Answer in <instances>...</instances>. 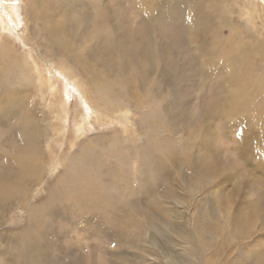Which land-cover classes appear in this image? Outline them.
I'll list each match as a JSON object with an SVG mask.
<instances>
[{
	"label": "rangeland",
	"instance_id": "1",
	"mask_svg": "<svg viewBox=\"0 0 264 264\" xmlns=\"http://www.w3.org/2000/svg\"><path fill=\"white\" fill-rule=\"evenodd\" d=\"M0 5V181L41 161L0 200V264H264V0ZM28 52L69 90L58 142Z\"/></svg>",
	"mask_w": 264,
	"mask_h": 264
},
{
	"label": "bare ground",
	"instance_id": "2",
	"mask_svg": "<svg viewBox=\"0 0 264 264\" xmlns=\"http://www.w3.org/2000/svg\"><path fill=\"white\" fill-rule=\"evenodd\" d=\"M36 2V1H35ZM34 2V3H35ZM1 6V5H0ZM39 6V5H37ZM40 7V6H39ZM36 8V7H35ZM2 9V8H1ZM0 9V10H1ZM3 10V9H2ZM6 11V10H5ZM16 12V11H15ZM18 12V11H17ZM1 14V13H0ZM12 14V12H11ZM2 15V14H1ZM0 15V16H1ZM16 15V13H15ZM37 15V14H36ZM3 16V15H2ZM9 16V15H8ZM13 17H11V19L13 18L14 21H16V16L12 15ZM8 18V17H7ZM1 19V17H0ZM18 20V19H17ZM5 21V20H4ZM6 22V21H5ZM9 22V21H8ZM10 23V22H9ZM1 24V23H0ZM2 25V24H1ZM5 25V24H4ZM7 25V24H6ZM29 25V24H28ZM1 28V26H0ZM0 45H3L4 44V38L1 36V33H2V29H0ZM5 33V32H4ZM32 34V33H31ZM31 39L36 43L38 44L39 42L37 40H34L31 36ZM53 44H56L55 46L60 49V50H63L65 47H67L68 45H70V42L68 41L67 37H65L61 31H56L54 33V36H53ZM44 43H39L38 45H40V47L43 49L42 47V44L45 46L47 43L46 41H43ZM39 52V51H38ZM0 53H2V50L0 51ZM44 53V51H43ZM30 59L26 58V57H21V59H23L22 63L21 64H26L32 71L33 75L36 77V83L37 85L39 86L40 90L42 91V89L44 88V90L46 92H48L51 97H53L54 99H57L58 101V105H59V110L58 108H56V110H58L56 112V118L55 120H58V125L54 128V132H53V136H51V140L53 142H58L61 140V136H63L65 134V130H66V127L63 126L64 122H63V113L65 110H67V108H69L68 106V101L69 99L66 92H65V86L66 84L63 83V87H62V90H61V85H60V82L59 80L55 77H53V75L50 73L51 70H53V64H52V60L50 58H46L47 56L44 55V58H40V57H37L31 53H27L26 54ZM28 59V61L26 60ZM24 61L26 63H24ZM23 66L25 69L27 68V66ZM44 66V68L46 69L47 71V74L44 75L43 74V71L41 70L40 66ZM57 65V64H56ZM17 67H21V65L17 66ZM75 67V66H74ZM73 67V68H74ZM78 67V66H77ZM71 68V67H70ZM67 72H69V67L68 69H66ZM65 71V70H64ZM58 72V71H57ZM88 72V71H87ZM59 73V72H58ZM66 74V73H65ZM78 74V73H77ZM88 74V73H86ZM61 75V74H60ZM59 75V77H60ZM81 75V74H80ZM94 76V75H93ZM58 77V78H59ZM61 77H63L61 75ZM64 78V77H63ZM65 79V78H64ZM76 79V78H75ZM88 79V78H87ZM77 80V79H76ZM83 81V80H82ZM82 81H79V86L80 88L82 89H85L86 87V83L82 82ZM69 83V82H68ZM92 83V82H90ZM83 85V86H82ZM93 85V84H92ZM68 86V85H67ZM94 86V85H93ZM92 88V87H91ZM87 90V89H86ZM62 91V92H61ZM93 91V90H92ZM69 92V90H68ZM67 92V93H68ZM89 92V91H88ZM82 93L84 94V97L87 99V97L90 98L89 102L91 104H89V107L90 109L93 111V112H98L99 114H102V115H110V111L112 113H115L116 116H120L121 118H124L126 122H128V118H129V110L127 108H121V107H114L112 109H108V108H103V107H96L94 106L93 102L91 101V97L89 96L88 93H86L84 90L82 91ZM96 93V96L99 100H101V102L103 103V105H107L109 104V100L105 99L102 97L103 94H105L104 92H102V95L101 93L99 92V90H95ZM93 93V95H94ZM81 94V93H80ZM69 95V94H68ZM106 96V95H105ZM104 96V97H105ZM109 99V97H108ZM55 100V102H57ZM55 102H53V105H55ZM102 105V106H103ZM101 106V105H100ZM55 109L53 108V111ZM84 110V109H83ZM87 110V109H86ZM110 110V111H109ZM86 113V112H85ZM89 114V113H88ZM94 114V113H93ZM90 116V115H89ZM88 118V115L86 116ZM86 117L84 116L83 118V121H87L86 120ZM91 117V116H90ZM67 118V117H66ZM66 118H64V121H66ZM89 119V118H88ZM123 119V120H124ZM89 123V122H88ZM86 122L83 123L82 126H85ZM88 125V124H87ZM86 125V126H87ZM68 131V129H67ZM70 131V130H69ZM76 134V133H75ZM78 135V134H77ZM59 137L58 138H56ZM58 164H60V161H58ZM41 161H40V157H39V154H34V155H31V156H28L26 157L24 160H22L20 162V164L16 167V169H14V172H13V176L12 178L7 181L8 183H5V182H1L0 181V200L3 199V201L5 199H7L9 197V195H12V194H9L8 197L5 196L6 193L10 190H8L9 185L11 186H14L16 187L17 189H19L21 192H22V188L18 185H25V186H30V187H35V185L33 184V182L37 183L35 181V176L39 175L41 169ZM59 167V166H58ZM55 169V168H54ZM42 173V172H41ZM11 176V175H10ZM2 178V177H0ZM4 184H6V186H4ZM18 184V185H17ZM25 190V189H24ZM26 192V191H25ZM5 194V195H4ZM15 194V193H14ZM16 195V194H15ZM12 198V197H11ZM10 199V198H8ZM7 199V200H8ZM3 201H0V205H1V202ZM29 242V241H28ZM33 250H34V246L33 245H29V243L23 245V252H24V255L25 257L26 256H29V255H32L33 254ZM24 257V256H23Z\"/></svg>",
	"mask_w": 264,
	"mask_h": 264
}]
</instances>
